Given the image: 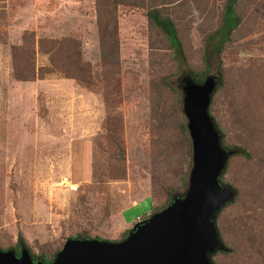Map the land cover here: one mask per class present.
<instances>
[{
    "label": "rangeland",
    "instance_id": "rangeland-1",
    "mask_svg": "<svg viewBox=\"0 0 264 264\" xmlns=\"http://www.w3.org/2000/svg\"><path fill=\"white\" fill-rule=\"evenodd\" d=\"M225 2L0 0V249L20 234L51 261L70 237L119 241L180 196L191 146L179 84L204 73L219 80L208 112L221 146L247 154L222 171L234 196L210 261L264 264V0H236L222 38Z\"/></svg>",
    "mask_w": 264,
    "mask_h": 264
},
{
    "label": "water",
    "instance_id": "water-1",
    "mask_svg": "<svg viewBox=\"0 0 264 264\" xmlns=\"http://www.w3.org/2000/svg\"><path fill=\"white\" fill-rule=\"evenodd\" d=\"M217 79L181 80L182 113L191 146L187 187L161 210L136 222L119 241L67 238L46 264H212L210 255L225 250L214 220L233 197L218 177L233 149L223 148L208 113ZM0 264H43L24 247L0 249Z\"/></svg>",
    "mask_w": 264,
    "mask_h": 264
},
{
    "label": "trees",
    "instance_id": "trees-1",
    "mask_svg": "<svg viewBox=\"0 0 264 264\" xmlns=\"http://www.w3.org/2000/svg\"><path fill=\"white\" fill-rule=\"evenodd\" d=\"M236 0H226L225 4H224V7H223V11H222V18H221V24L219 25V27L217 29H220L221 30V33H222V38H225V36L227 35V33L229 31H231L234 27H235V24L236 22L238 21L237 20V16L234 15V12H233V6L235 4ZM146 16L147 18H149V20L154 23L155 25H157L166 35L167 37V40L169 42V44L171 45V47L174 49V51H178L180 54H181V48H180V44H179V41L177 40L176 38V35H175V30L171 24V22L169 20H165V19H162L159 14H158V11L155 9V8H152L150 10L147 11L146 13ZM217 32V31H215ZM213 33V36H215L216 33ZM210 43L211 41L209 39L206 40V43ZM220 43H218V46L216 48L220 49L219 47ZM205 59V57H204ZM201 76H196V75H193L192 76V79L193 80H196V82H201L204 78H205V74L203 73H200ZM219 84V80L217 78V83L216 85ZM216 87V86H215ZM215 89V88H214ZM210 104V103H209ZM209 113V112H208ZM212 119V118H211ZM215 125V123H214ZM216 127V125H215ZM216 130L217 132L219 133L217 127H216ZM222 139H220V144L222 145ZM226 149H233L234 150V153H242L244 155L247 156V154L245 153V151L241 148H238V147H231V146H228V147H225ZM232 156V154L230 155ZM229 156V157H230ZM228 157V158H229ZM221 175L222 173L220 174V176L218 177V180L219 182L226 186L225 184H223L221 182ZM228 187V186H227ZM230 188V187H229ZM231 189V188H230ZM232 190V189H231ZM233 192V191H232ZM233 196H234V193H233ZM170 201V200H169ZM229 201L227 203H225L224 205L228 204ZM126 236V235H125ZM21 247H24L30 258L33 259V260H39L41 261L43 264H46L48 263L50 260H47L45 258H43L42 256L40 257H37L35 255H33V253H31L28 249V247L26 246L25 242L23 241L22 237L20 234L17 235V240L14 244L13 247L10 248V250L14 251L16 254L19 252V249ZM225 247V246H224ZM226 249V248H225Z\"/></svg>",
    "mask_w": 264,
    "mask_h": 264
}]
</instances>
